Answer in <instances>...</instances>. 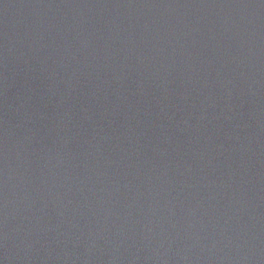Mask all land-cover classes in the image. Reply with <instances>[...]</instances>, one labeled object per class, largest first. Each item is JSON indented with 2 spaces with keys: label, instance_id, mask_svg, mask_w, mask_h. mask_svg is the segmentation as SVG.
I'll return each mask as SVG.
<instances>
[{
  "label": "water",
  "instance_id": "obj_1",
  "mask_svg": "<svg viewBox=\"0 0 264 264\" xmlns=\"http://www.w3.org/2000/svg\"><path fill=\"white\" fill-rule=\"evenodd\" d=\"M0 264H264V0H0Z\"/></svg>",
  "mask_w": 264,
  "mask_h": 264
}]
</instances>
